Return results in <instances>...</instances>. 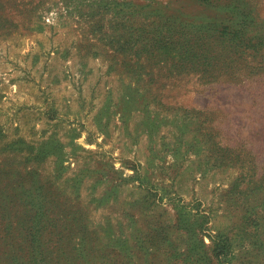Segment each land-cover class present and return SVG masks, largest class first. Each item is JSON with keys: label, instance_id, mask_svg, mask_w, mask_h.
<instances>
[{"label": "rangeland", "instance_id": "374dc122", "mask_svg": "<svg viewBox=\"0 0 264 264\" xmlns=\"http://www.w3.org/2000/svg\"><path fill=\"white\" fill-rule=\"evenodd\" d=\"M18 1L1 4L16 26L0 34V168L76 213L95 247L151 248L131 264H264V45L181 66L158 41L218 22L216 6ZM183 206L191 235L171 228Z\"/></svg>", "mask_w": 264, "mask_h": 264}, {"label": "trees", "instance_id": "16d2710c", "mask_svg": "<svg viewBox=\"0 0 264 264\" xmlns=\"http://www.w3.org/2000/svg\"><path fill=\"white\" fill-rule=\"evenodd\" d=\"M195 1L216 6L223 15L218 22H203L192 27L195 31L191 37L175 31L177 38L174 47L169 39L161 38L158 41L159 50L163 53L176 48L175 53L181 66H186V62L194 64L189 56L192 59L202 58L201 64H204L218 46H222L226 54L241 48L240 53L243 60H246L249 50H254V55L264 45V30L258 31L251 27L254 25L253 0ZM13 2L25 5L18 0H0V34L7 35L16 26L11 17L2 14L4 11L1 7L3 3H11L13 6ZM25 10L23 8L22 12ZM170 28L167 27L166 31ZM149 45H141L144 52ZM175 210L172 229L191 235L199 228L196 216L186 212L184 206ZM75 214L59 205H52L51 199L44 192L31 189L30 185L27 188L22 176L12 179L8 171L0 168V264H131L132 250L143 255L152 253L151 248L144 247L140 242L132 249L122 241L117 249L108 252L95 247L87 238L86 229L76 224L78 217ZM170 245L164 247L174 251ZM95 253H98L99 258L94 256Z\"/></svg>", "mask_w": 264, "mask_h": 264}]
</instances>
